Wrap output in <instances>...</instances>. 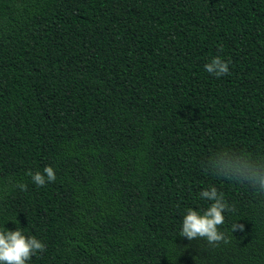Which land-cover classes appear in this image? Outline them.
I'll list each match as a JSON object with an SVG mask.
<instances>
[{"label":"trees","instance_id":"16d2710c","mask_svg":"<svg viewBox=\"0 0 264 264\" xmlns=\"http://www.w3.org/2000/svg\"><path fill=\"white\" fill-rule=\"evenodd\" d=\"M237 157L264 161V0H0V231L46 246L26 264H264V192L214 174ZM212 187L215 247L179 235Z\"/></svg>","mask_w":264,"mask_h":264},{"label":"clouds","instance_id":"9594fccd","mask_svg":"<svg viewBox=\"0 0 264 264\" xmlns=\"http://www.w3.org/2000/svg\"><path fill=\"white\" fill-rule=\"evenodd\" d=\"M205 70L219 78L229 72L227 62L215 57L210 63L205 64ZM214 174L223 176L237 182H247L254 189L264 192V161H254L248 158L237 157L230 160L225 166L219 162L213 164ZM32 181L37 187H43L46 183L55 182L56 173L51 166H46L43 173L29 172ZM21 190H26V185H19ZM202 199L213 201L210 207L201 215L197 210L189 209L183 218L180 236L189 241L197 238L206 239L208 244L219 246L221 243H229L225 233L219 231V226L224 224L223 213L230 210L223 199V194L218 193L215 187L203 190L199 193ZM243 225H234L232 232ZM46 251V246L36 237H26L20 228L15 231H0V264H26L37 252Z\"/></svg>","mask_w":264,"mask_h":264}]
</instances>
